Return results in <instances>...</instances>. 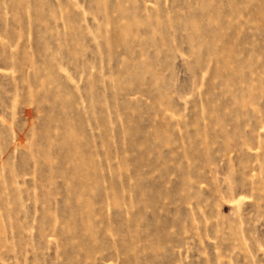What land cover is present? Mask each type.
<instances>
[{
  "label": "rangeland",
  "instance_id": "1",
  "mask_svg": "<svg viewBox=\"0 0 264 264\" xmlns=\"http://www.w3.org/2000/svg\"><path fill=\"white\" fill-rule=\"evenodd\" d=\"M0 264H264V0H0Z\"/></svg>",
  "mask_w": 264,
  "mask_h": 264
}]
</instances>
